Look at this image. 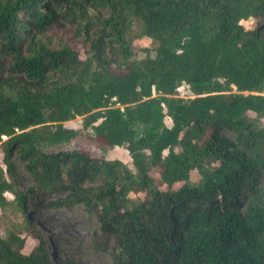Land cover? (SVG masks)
Listing matches in <instances>:
<instances>
[{
	"label": "trees",
	"instance_id": "trees-1",
	"mask_svg": "<svg viewBox=\"0 0 264 264\" xmlns=\"http://www.w3.org/2000/svg\"><path fill=\"white\" fill-rule=\"evenodd\" d=\"M133 18L154 55L134 58ZM262 116L264 0H0V205L37 240L25 252L23 237L0 236V264H54L26 195L34 208L94 215L113 264H264ZM77 117L105 148H125L136 172L46 150L78 134L65 125Z\"/></svg>",
	"mask_w": 264,
	"mask_h": 264
},
{
	"label": "rangeland",
	"instance_id": "rangeland-1",
	"mask_svg": "<svg viewBox=\"0 0 264 264\" xmlns=\"http://www.w3.org/2000/svg\"><path fill=\"white\" fill-rule=\"evenodd\" d=\"M246 28L255 27L254 18L241 20ZM134 58L141 59L145 55H154L156 42L142 34V23L133 18L131 27L128 32ZM54 45L57 41L54 39ZM5 63V60H2ZM115 71L123 70L122 67L112 65ZM231 91H236L234 85H228ZM179 95L183 97L191 96L188 86L181 84L178 88ZM165 123L170 126L169 117H164ZM68 127L78 130V134L58 146H46V150H75L79 149L88 152L92 157L99 159H120L133 172L136 168L132 163L128 151L123 147L105 148V145L95 139L92 129H83L81 127V117L65 122ZM257 125L264 129V116L260 117ZM3 139H6L3 136ZM166 153V151L164 152ZM12 160L15 169L17 184L16 187L26 190L28 182L25 178L26 172L13 156ZM206 168L215 165L214 162L207 159L203 161ZM0 167L5 171V176L9 178L7 173V164L4 161V151L0 150ZM200 181V174L197 169L190 171V182L197 183ZM134 198L142 196L141 193L131 194ZM4 196L8 201L14 202L15 195L11 191H5ZM24 208L33 221L35 228L43 235L48 251V258L54 264H113L112 254L110 252V242L107 247H97L95 241L99 238L98 222L94 215L88 214L82 206L72 205L69 207H32L31 199L26 195L24 199ZM9 232L15 233L19 237L24 238L23 251H29L37 240L31 236L27 229L21 224V214L14 210L13 205L6 203L0 205V236L6 237Z\"/></svg>",
	"mask_w": 264,
	"mask_h": 264
}]
</instances>
